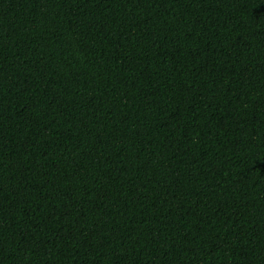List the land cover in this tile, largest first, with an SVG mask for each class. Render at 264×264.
I'll return each mask as SVG.
<instances>
[{"label":"trees","instance_id":"trees-1","mask_svg":"<svg viewBox=\"0 0 264 264\" xmlns=\"http://www.w3.org/2000/svg\"><path fill=\"white\" fill-rule=\"evenodd\" d=\"M0 264H264V0H0Z\"/></svg>","mask_w":264,"mask_h":264}]
</instances>
